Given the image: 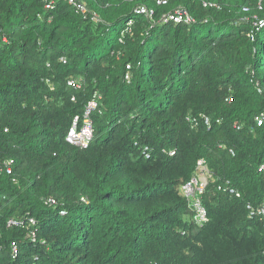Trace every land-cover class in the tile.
<instances>
[{
    "label": "trees",
    "instance_id": "obj_1",
    "mask_svg": "<svg viewBox=\"0 0 264 264\" xmlns=\"http://www.w3.org/2000/svg\"><path fill=\"white\" fill-rule=\"evenodd\" d=\"M83 1L0 0V264H264V0Z\"/></svg>",
    "mask_w": 264,
    "mask_h": 264
},
{
    "label": "built area",
    "instance_id": "obj_2",
    "mask_svg": "<svg viewBox=\"0 0 264 264\" xmlns=\"http://www.w3.org/2000/svg\"><path fill=\"white\" fill-rule=\"evenodd\" d=\"M61 0H44L46 9H52L56 3ZM71 5L75 6L80 12L83 14L88 13V8L86 3L83 0H66ZM158 5H166L170 0H155ZM261 4V2H260ZM207 5V3H205ZM214 6V4H211ZM248 7H244V11H248ZM139 14H145L147 17L154 16V10L147 6H140L137 10ZM163 20L165 22L174 21L176 23L186 22L190 23L193 21L192 17L188 14V12L184 9H176L174 13H169L163 16ZM132 22L130 21V24ZM260 26L264 25V20L260 19L258 21ZM63 61L66 62V59L63 58ZM128 77V76H127ZM68 85L76 90L83 89L84 81L81 78H71L68 80ZM101 94L96 92L93 98L88 102L84 112L82 115H77L74 117L72 121V125L68 131L66 136V140L68 143L75 145L79 148H88L90 144L93 142L95 138V126L92 118L93 113L99 109ZM258 123L262 124V119L257 118ZM207 123H209V119L207 118ZM171 155L175 154V151L170 152ZM12 162H6L7 171L10 173L12 171L11 168ZM208 176L209 169L205 160H199L197 165V170L194 176L184 183L181 188V194L186 198L189 208L193 212V218L195 223L203 227L209 220L208 210L204 204L203 196L206 192L208 186ZM231 192H234L236 196H240L239 192H235L232 188ZM51 203H55L56 201L52 198L49 200ZM250 207V206H249ZM257 212L252 210L251 216L255 215ZM264 214V207L259 210V214ZM14 223V222H11ZM31 224L34 225L35 221L32 219ZM32 239L36 240V233H31ZM14 256L17 254V247H14Z\"/></svg>",
    "mask_w": 264,
    "mask_h": 264
}]
</instances>
